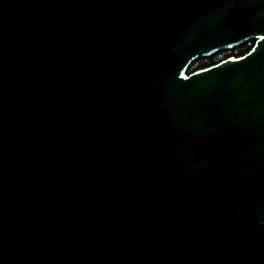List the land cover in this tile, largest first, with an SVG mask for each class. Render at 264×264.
<instances>
[{
    "label": "water",
    "instance_id": "1",
    "mask_svg": "<svg viewBox=\"0 0 264 264\" xmlns=\"http://www.w3.org/2000/svg\"><path fill=\"white\" fill-rule=\"evenodd\" d=\"M0 264H264V0H0Z\"/></svg>",
    "mask_w": 264,
    "mask_h": 264
},
{
    "label": "trees",
    "instance_id": "2",
    "mask_svg": "<svg viewBox=\"0 0 264 264\" xmlns=\"http://www.w3.org/2000/svg\"><path fill=\"white\" fill-rule=\"evenodd\" d=\"M256 39H249L232 49L220 50L208 57H199L191 62L186 73L189 75L197 70L210 67L230 57H241L248 53L255 45Z\"/></svg>",
    "mask_w": 264,
    "mask_h": 264
},
{
    "label": "rangeland",
    "instance_id": "3",
    "mask_svg": "<svg viewBox=\"0 0 264 264\" xmlns=\"http://www.w3.org/2000/svg\"><path fill=\"white\" fill-rule=\"evenodd\" d=\"M187 74V73H186Z\"/></svg>",
    "mask_w": 264,
    "mask_h": 264
}]
</instances>
